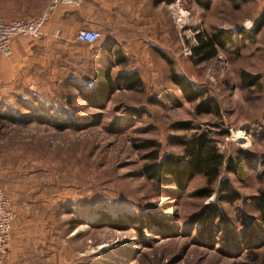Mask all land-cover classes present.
<instances>
[{
	"label": "rangeland",
	"instance_id": "374dc122",
	"mask_svg": "<svg viewBox=\"0 0 264 264\" xmlns=\"http://www.w3.org/2000/svg\"><path fill=\"white\" fill-rule=\"evenodd\" d=\"M206 1L208 8L193 0H147L134 30L100 31L96 42L72 49L52 43V54L41 30L39 38H15L29 50L16 79L0 85V114L9 117L0 120V188L15 210L12 231L43 234L52 264H264V178L255 175L264 155V0ZM197 33L233 40L197 62L191 52ZM73 34L53 39L74 40ZM106 41L109 52L101 47ZM116 54L124 62L111 67L112 93L85 100L96 68L109 67ZM170 68L201 97L172 81ZM133 71L141 84L129 87L119 74ZM209 103L218 115L202 110ZM188 122L211 130L224 155L253 152L256 171L246 170L244 182L221 174L238 200L203 198L201 174L183 190L146 176L153 149L160 158L182 156L172 138L187 139L194 130L176 126ZM209 205L219 212L213 222Z\"/></svg>",
	"mask_w": 264,
	"mask_h": 264
},
{
	"label": "trees",
	"instance_id": "16d2710c",
	"mask_svg": "<svg viewBox=\"0 0 264 264\" xmlns=\"http://www.w3.org/2000/svg\"><path fill=\"white\" fill-rule=\"evenodd\" d=\"M202 8H208L209 2L206 0H193ZM261 24H259L256 30H259ZM197 43L191 47V52L197 57V62L207 61L217 55L219 50L225 48L226 43L233 40L231 34L222 37L221 34H196ZM102 49L104 51H110L109 41H106ZM107 59V58H106ZM109 67H97L94 79L96 81L93 93L88 97L84 96L88 101H102L109 97L115 88V81L112 77L111 67L122 65L124 60L116 54L114 60H108ZM122 79L129 87L139 86L141 84L140 78L137 72H130L127 74H119V79ZM170 79L177 83V85L186 90L189 95L201 97L200 94H196L190 83L182 76L174 73L170 68ZM94 94V95H93ZM93 95V96H91ZM202 95V94H201ZM153 103H155L154 100ZM204 104L207 101L203 100ZM214 104L209 103L202 110L207 112H214L219 114ZM201 106H197V111H202ZM215 108V110H214ZM212 109V110H211ZM9 118L4 114H0V120ZM176 129L181 130H194L187 139L179 140L172 138V142L176 145H181L183 148V154H165L161 158L158 155V149H153V152L149 154V158L152 161L145 165L146 176L153 179L156 183L162 185L170 181L178 189L183 190L186 187V182L192 179L195 175L201 174L205 178L206 188L202 189L201 193L203 198H208L212 194H216V198L219 201L234 202L238 200L239 193L232 188L228 177H221L222 172L232 174L239 182H244L248 173L246 170H255L256 165L254 163V154L248 149H236L233 153L224 155L220 152L216 146V141L211 134V130H202L198 125H192L191 123H184L176 126ZM261 170L256 171V177L259 179L264 178V155L260 158ZM219 183L218 188L215 185ZM210 218L213 222L218 218V208L214 205H209ZM259 209L261 210V222L264 225V191L259 198Z\"/></svg>",
	"mask_w": 264,
	"mask_h": 264
},
{
	"label": "crops",
	"instance_id": "0c3cea01",
	"mask_svg": "<svg viewBox=\"0 0 264 264\" xmlns=\"http://www.w3.org/2000/svg\"><path fill=\"white\" fill-rule=\"evenodd\" d=\"M52 1L17 0L16 3H13L16 6L8 5L3 6L4 8L0 6V13L46 15L47 18L44 20L41 31L45 34L47 47L49 48L47 53L52 54L53 51H50V49L55 45H51L52 43H59V46L63 44L71 49L85 45L75 42L71 38L64 41L53 39L61 32H74L75 34L78 30L83 29L98 31L134 30L136 26L138 27L141 24L140 9L146 8L147 4V0H58L53 10H50L49 6ZM150 1L154 2V0ZM19 7L23 9H15ZM23 42L21 39H15L12 56L9 58L0 57V85H2L1 82H12L19 75V58L24 51L28 53L29 50L28 47L23 46ZM103 44H101V47ZM81 58H85L86 61L88 56ZM90 58L93 60L95 56ZM49 245L48 240L40 232L13 230L6 264H52V251Z\"/></svg>",
	"mask_w": 264,
	"mask_h": 264
},
{
	"label": "built area",
	"instance_id": "2783aa9c",
	"mask_svg": "<svg viewBox=\"0 0 264 264\" xmlns=\"http://www.w3.org/2000/svg\"><path fill=\"white\" fill-rule=\"evenodd\" d=\"M58 0H53L50 10H53ZM64 1V0H63ZM42 19H9L0 17V56L12 54V43L20 35H27L32 38H39L41 34ZM101 33L94 29L78 30L74 40L86 44H92L100 39ZM15 217V210L0 188V264H6L8 248L12 236V222Z\"/></svg>",
	"mask_w": 264,
	"mask_h": 264
},
{
	"label": "bare ground",
	"instance_id": "6f19581e",
	"mask_svg": "<svg viewBox=\"0 0 264 264\" xmlns=\"http://www.w3.org/2000/svg\"><path fill=\"white\" fill-rule=\"evenodd\" d=\"M238 134H240V132H238ZM238 134H237V135H238ZM238 136H240V135H238Z\"/></svg>",
	"mask_w": 264,
	"mask_h": 264
}]
</instances>
